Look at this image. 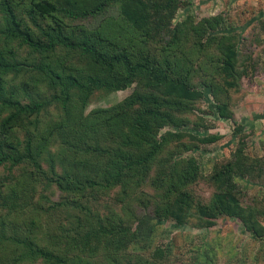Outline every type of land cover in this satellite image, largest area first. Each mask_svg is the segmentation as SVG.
I'll use <instances>...</instances> for the list:
<instances>
[{
	"label": "rangeland",
	"instance_id": "obj_1",
	"mask_svg": "<svg viewBox=\"0 0 264 264\" xmlns=\"http://www.w3.org/2000/svg\"><path fill=\"white\" fill-rule=\"evenodd\" d=\"M157 1L153 30L135 36L136 49L144 40L145 51L158 60L164 49L174 53L203 95L182 103L172 95L158 98L153 107L159 114L142 132L143 141L126 136L122 122L112 127L103 118L141 89L140 83L113 88L117 72L107 73L76 50L57 51L61 67L84 82L100 76L103 84L88 96L73 89L66 107L56 97L62 86L40 84L34 67L8 76V95L0 96V105L11 92L19 94L24 80L31 86L16 98L51 101L35 141L48 147L38 155L49 177L28 161L0 165V264H54L30 256L23 244L28 240L62 255L60 264H264V14L250 0H166L167 6ZM14 6L25 19L26 7L17 1ZM173 7L174 17L161 22L158 17ZM1 16L6 21L3 5ZM66 21L72 38L96 40L110 54L131 49V34H120L125 23L117 4ZM8 32L0 26V49L22 61L29 49L18 40L7 45ZM29 57L39 62L42 54ZM90 146L102 152H87ZM150 151L152 159L140 163ZM136 160L129 173L126 164ZM113 162V172L102 170ZM230 164L233 179L224 175L219 181L216 176ZM117 170L122 179L114 178ZM67 173L70 192L52 179ZM175 200L182 202L179 211ZM210 222L215 226L208 227ZM104 231H113L111 240L123 237L126 246L98 244Z\"/></svg>",
	"mask_w": 264,
	"mask_h": 264
},
{
	"label": "trees",
	"instance_id": "obj_2",
	"mask_svg": "<svg viewBox=\"0 0 264 264\" xmlns=\"http://www.w3.org/2000/svg\"><path fill=\"white\" fill-rule=\"evenodd\" d=\"M15 1L20 3V7H26L25 19L22 16L19 18L17 6H14ZM94 1L91 6L85 4L84 7H81L76 5L77 0H0L6 20L4 21L1 16L0 26H8L10 30V32L5 34L7 39L6 44L8 45L12 41L18 40L21 46L29 49V56L36 52L42 54V59L39 62H35L29 56H26L22 61H17L14 58L9 59L6 56L5 49H0L2 52L0 53V96L3 94L8 95V93H5L8 76L13 73L19 74L26 67H34L37 70L34 76L43 78L40 84L44 83L55 90L62 86L60 90H56V97L61 100L63 107H66L71 102L74 95L72 93L73 89L78 88L80 91L85 92V96L90 95L94 88L100 87L103 84V79L100 76H91L87 82H84L74 73L62 68L61 63L58 61L57 51L59 49L76 50L80 54L90 57L107 73L117 72L113 75V88L124 89L134 81L140 83L141 89H138L125 102L106 110L107 113L103 116V118L106 117L107 124L111 123L112 127L115 123L122 122L123 126L127 127L126 136L130 137L135 134L138 140L142 138V132L150 126L152 118L159 114V111L153 107L159 102L158 98L161 99L166 95H172L175 102L182 103L186 100L201 97L203 90L194 84L191 79H188L189 73H186V71L189 68L187 69V67L183 66L184 64L180 58L173 56L174 53L164 49V59L158 60L145 51L146 43L144 40L141 43L143 44L141 48L139 49L138 47L136 49L135 38L138 35L142 36L145 32L148 33L149 30H153L152 22L156 21V19L153 17L152 11L158 2L157 0ZM111 2L119 5L121 8L125 26L120 25V32L122 31L120 34H131L129 37L131 49L125 47L122 51L110 54L105 52L102 44L96 40L92 41L89 38L76 39L68 35L66 20L95 15L105 9ZM166 2V0H162L161 4ZM157 6L165 9L167 3L165 6L160 4ZM174 14L173 7L164 16L158 18L161 19V22H165L174 17ZM30 63H33V65ZM28 86H31L29 80L21 82L19 94L11 92L9 97L5 98L0 105V110L3 112L6 109H10L8 115H0V165L10 164L11 166H15L28 161L36 168L40 176L48 178V172L43 169L40 163V156L38 155L44 154L46 149L48 150V147L45 149L43 146H37L35 141L38 140L39 136L37 130L41 123V114L47 110L51 101L49 98L32 97V101L23 103L16 97H20V94L28 91ZM32 88L34 90V87ZM82 91L81 93L84 95ZM85 99L86 97L83 98V100ZM221 114L225 116L223 111ZM31 126L34 129H31ZM242 127L243 125H238L236 131H239ZM21 133L24 134L23 140L20 137ZM141 141L143 140L141 139ZM37 148L40 151H37ZM91 150L102 152V150L92 148L91 146L86 148L87 152H91ZM153 155L154 151H150L146 156L139 159L140 163L149 162ZM130 162L126 164L130 168L129 173L132 172L133 165L137 164L138 160ZM116 168L113 162L111 166L108 165L107 168H102V170L111 173ZM69 175V173L64 176L57 175L56 178L52 179L61 190L70 192L73 189L70 185L71 182L65 179ZM224 175L227 181L233 179L231 164L223 169L216 178L221 181ZM117 177L122 179V173L118 170L114 178ZM130 179L131 176L128 177L126 183ZM186 179L188 178L186 177ZM190 179L192 177H189ZM104 180L109 181L110 179ZM222 187H225V184ZM172 204L173 208L176 207L177 211H179L177 204L181 205L182 202L175 200ZM176 221L179 224L183 223L181 217H178ZM211 223H208V227L215 226ZM112 232H101L97 235V243L101 244L104 240L106 242L104 243L105 247L108 245H113L117 248L126 246L127 243L123 237L115 238L114 240L109 239V235ZM125 232L126 230L123 234ZM120 235H122L121 231ZM23 244H25V247H28L30 256L41 255L48 262L54 264H60L65 261L63 256L55 250L41 246L33 240L24 241ZM107 250L110 252V248H107Z\"/></svg>",
	"mask_w": 264,
	"mask_h": 264
},
{
	"label": "crops",
	"instance_id": "obj_3",
	"mask_svg": "<svg viewBox=\"0 0 264 264\" xmlns=\"http://www.w3.org/2000/svg\"><path fill=\"white\" fill-rule=\"evenodd\" d=\"M238 1V0H237ZM252 4L256 6V11L260 14H264V0H250Z\"/></svg>",
	"mask_w": 264,
	"mask_h": 264
}]
</instances>
